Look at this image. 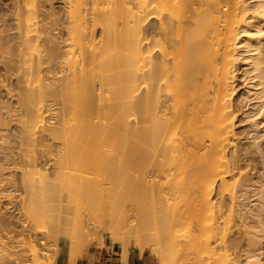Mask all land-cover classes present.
<instances>
[{
  "label": "bare ground",
  "instance_id": "6f19581e",
  "mask_svg": "<svg viewBox=\"0 0 264 264\" xmlns=\"http://www.w3.org/2000/svg\"><path fill=\"white\" fill-rule=\"evenodd\" d=\"M0 65L19 90L16 105L0 101L1 192L17 182L13 165L18 188L46 205L64 190L99 189L108 206L128 198L100 231L83 230L121 243L124 260L132 238L160 264H264V0H0ZM12 122L23 154L9 164ZM43 141L62 142L55 174L39 168ZM64 161L97 175L67 173ZM107 162L117 172H103ZM6 202L0 259L23 251L10 245L18 236L43 264L48 244L17 231ZM50 227L46 243L58 238Z\"/></svg>",
  "mask_w": 264,
  "mask_h": 264
},
{
  "label": "rangeland",
  "instance_id": "374dc122",
  "mask_svg": "<svg viewBox=\"0 0 264 264\" xmlns=\"http://www.w3.org/2000/svg\"><path fill=\"white\" fill-rule=\"evenodd\" d=\"M47 4L45 7H47L48 9ZM53 6L55 7L57 11L62 12L63 5L61 3L54 2ZM155 25H156V21H155ZM153 31L152 32L154 33V38L157 40L160 37L159 36L160 32L158 29L153 30ZM3 69H4L3 65H0V101L4 100V101H7L9 104L16 105V102L18 101V92H19V90L16 89V86L18 87V84L15 83L16 81L13 82V80L7 81V79L5 78H7L9 74L4 76L5 71ZM12 79L15 80V78L13 77ZM240 81L238 85H240L239 90L242 91L243 89H245V85H243L245 83L242 79H240ZM14 88L16 89V91H11V90H14ZM51 103L55 107L58 108L62 105V103H68V102L62 101V99H56V100H53ZM54 114L50 115L47 118L46 123L49 124L50 126L56 122V118H55L56 116H54ZM18 118L16 117L14 119L17 120ZM9 119H10V116H9ZM73 119H74V115L72 112H69L65 117V120L69 123V125L73 123ZM17 125L18 124L16 122H12L10 125L12 129L9 135L10 136L9 141H10V145H12V147H14V149L16 150L15 152L17 155L14 158L16 161L11 160L9 164H13L14 162H19L20 155L23 154L20 148L16 146V144L19 143L18 142L19 136L17 135L19 134V128ZM244 126H246V124L241 123L239 124L237 128L240 130L244 128ZM2 146L6 147V145H2ZM2 146L0 145V148H3ZM106 147L110 149V147L108 146ZM42 148L45 150V153H44L45 155L40 160L41 162L39 164V168L41 167L43 170L48 169L51 173L55 174V171H56L55 162L57 161V157H58L59 152L61 151V148H63L62 142L43 141ZM111 162L109 164H111ZM105 163L106 162H104V164ZM115 163H113L112 165L114 167V170L116 167ZM109 164L107 162V164L105 165L107 168L104 170L100 168L98 174H102L101 170L103 172L105 171L106 173L109 170L113 171L112 169H108V168H112V166L111 167L108 166ZM102 165L103 164L101 163L100 166L99 165L98 166L101 167ZM12 167L13 165H11L10 169L5 172L7 176L6 178H8L9 180H14V181L17 180V182L16 184H14V182L8 183L4 187L7 191L5 193L3 191L2 192L0 191V197L2 198L5 197V199L7 200L6 204L8 205L7 208L11 212L14 211L16 213H19L17 215L21 221L18 224L19 229H17V231H21L23 229V231L25 230L26 234L27 233L36 234L37 237L35 238H37L39 242L44 239L47 242V238H44L43 235L45 234V236H47L46 234L48 233L51 234V230L49 229L51 228L50 223H52L54 230L58 234L57 241L54 240L49 243H46L44 241L45 244H48V247L45 245V248H43L47 251L48 259L43 261V264H61V262H64V264H69L70 263L69 259H70V255L72 251L75 254V256L72 257V259L77 260L78 258L84 256L82 253L80 254L78 253L79 252L78 249L79 250L84 249L85 255L92 249L107 248V247L115 246V245L119 246L122 250V244L117 243L116 241H114V239H110L107 235L102 236L103 239H101V241H103V244L100 241V237H98L94 233L91 234V236H88V240H87L86 239L87 237L84 236L83 234V230L85 231L86 227L88 226V228L90 229H93L95 231H100L103 228V225H104L103 222L104 221L105 223L107 222V220L105 219L108 218V216L111 215V213H115L117 210L131 208L132 203L128 198L118 199L117 197H114V198L112 197L113 203L110 206H108L106 205L107 203L105 204V201L107 202V198H108L107 195H105L106 193L105 194L103 193L106 197L105 199L104 195L99 191V189L96 191H92L90 193H75L71 195L68 190H64L61 193L62 195L61 197L55 198V201L53 203L46 205V203H43L42 198L39 194H31L28 192L25 193L23 188H18V179L20 175V170L13 169ZM91 167H92L91 165H89L87 168L81 167V166H73L72 164L67 163V161H64V164H63V169L67 173H70V174L78 173L80 175L84 174V176H89L93 178V175L95 177L97 174L96 175L94 174V171L92 170ZM98 168L97 169L94 168V169L98 172ZM116 169H118V167ZM115 171L117 172V170ZM127 171H128V168H127ZM112 183L113 184L110 183L108 187L111 186L112 187L111 189H114L116 185L114 184V182ZM32 207L33 209H36L39 212L35 219H28L25 216V213L33 210ZM10 213L9 215L12 214ZM47 230H49L50 232H48ZM94 235H96L97 237H93ZM11 236H14V234H12ZM21 238L23 237L15 236L11 240V242L13 243L11 244L10 242V245L15 247L16 250L23 249V251L19 253L17 257L16 256L9 257L7 255L3 256L0 259V264H31L29 257H27L28 249H29V243H28L29 241L28 239H25V241H23L25 243H22ZM127 241L129 244V251L137 250V251L142 252L140 247L134 241V239L128 238ZM148 246L154 247L156 246V243L151 240L148 242ZM143 252L147 254L148 258L150 259L152 263L160 264V260L151 252V249L145 248ZM20 255H22L21 258H19ZM23 256H25V258ZM13 258H15L16 260H14ZM75 262L76 261H73L72 264H75Z\"/></svg>",
  "mask_w": 264,
  "mask_h": 264
},
{
  "label": "crops",
  "instance_id": "0c3cea01",
  "mask_svg": "<svg viewBox=\"0 0 264 264\" xmlns=\"http://www.w3.org/2000/svg\"><path fill=\"white\" fill-rule=\"evenodd\" d=\"M107 248L92 249L85 256L78 258L75 264H154L145 252L129 251L127 259L124 260L119 246Z\"/></svg>",
  "mask_w": 264,
  "mask_h": 264
}]
</instances>
